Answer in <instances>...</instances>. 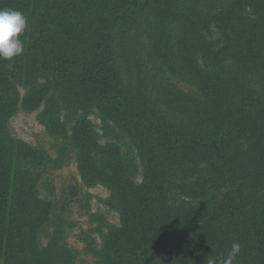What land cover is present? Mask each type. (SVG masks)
<instances>
[{"label": "trees", "instance_id": "trees-1", "mask_svg": "<svg viewBox=\"0 0 264 264\" xmlns=\"http://www.w3.org/2000/svg\"><path fill=\"white\" fill-rule=\"evenodd\" d=\"M173 2L0 0V8L21 11L28 21L20 37L23 54L14 58L11 70L8 61H0L1 264H51L32 247L38 222L32 182L22 165L28 153L9 140L2 126L18 99L17 77L38 71L65 93L96 103L126 129L141 154L142 186L131 184L119 168L116 172L123 221L103 264H207L225 255L234 241L241 244L238 264H264V98L242 89L236 110L226 111L212 129L184 132L138 109L115 72L110 23L124 32L148 5L161 19L154 52L170 61V29L177 16ZM257 2L264 12V0ZM231 52L264 68V52L248 42L227 41L213 53ZM171 173L183 184V196L196 199L191 208L172 206ZM218 179L225 190L212 204L210 185ZM174 222L188 227L171 257L167 234Z\"/></svg>", "mask_w": 264, "mask_h": 264}, {"label": "rangeland", "instance_id": "rangeland-1", "mask_svg": "<svg viewBox=\"0 0 264 264\" xmlns=\"http://www.w3.org/2000/svg\"><path fill=\"white\" fill-rule=\"evenodd\" d=\"M172 6L177 16L171 23L169 62L154 52L161 19L152 5L124 32L114 22L109 26L115 72L138 109L191 132L212 129L226 111L236 110L242 89L264 98L261 65L232 52L213 53L231 40L264 52V12L257 0H174ZM16 85V105L2 126L28 153L22 165L37 202L34 252L51 264H103L123 221L116 172L119 168L131 184L142 186L141 154L126 129L87 96L65 93L40 71L21 74ZM167 182L172 206L183 211L195 204L196 199L183 196L175 175ZM210 186L211 203L218 204L224 182ZM187 227L170 225L171 257Z\"/></svg>", "mask_w": 264, "mask_h": 264}, {"label": "clouds", "instance_id": "clouds-1", "mask_svg": "<svg viewBox=\"0 0 264 264\" xmlns=\"http://www.w3.org/2000/svg\"><path fill=\"white\" fill-rule=\"evenodd\" d=\"M27 17L18 10L0 8V61H8L11 70L12 61L24 52L21 34L27 30ZM241 244L233 242L230 249L223 256L208 260L207 264H238Z\"/></svg>", "mask_w": 264, "mask_h": 264}]
</instances>
